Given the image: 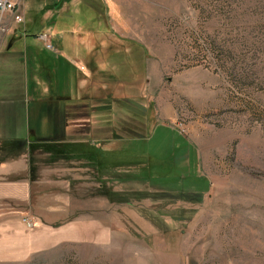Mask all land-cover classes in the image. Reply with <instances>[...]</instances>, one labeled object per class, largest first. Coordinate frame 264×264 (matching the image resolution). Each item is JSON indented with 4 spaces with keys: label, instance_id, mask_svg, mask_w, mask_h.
<instances>
[{
    "label": "rangeland",
    "instance_id": "374dc122",
    "mask_svg": "<svg viewBox=\"0 0 264 264\" xmlns=\"http://www.w3.org/2000/svg\"><path fill=\"white\" fill-rule=\"evenodd\" d=\"M55 1L23 8L44 19ZM99 1L60 16L100 14L140 45L145 130L126 129L133 92L111 82L116 166L98 182L30 119L35 143L0 155L27 176L0 199V264H264V0Z\"/></svg>",
    "mask_w": 264,
    "mask_h": 264
},
{
    "label": "crops",
    "instance_id": "0c3cea01",
    "mask_svg": "<svg viewBox=\"0 0 264 264\" xmlns=\"http://www.w3.org/2000/svg\"><path fill=\"white\" fill-rule=\"evenodd\" d=\"M72 1L46 3L43 7L48 14L42 15L44 19L39 15L40 8L31 6L24 10V2L19 7L23 21L16 23L5 15L7 29L0 32V145L6 140L22 139L65 148L60 152H74L76 159L90 164L91 174L100 182V172L107 170L108 173L109 168L116 166L114 149L108 143L109 138H118L113 136L111 126L114 116L111 115V82L117 87L122 83L133 92L128 97L131 110L124 113L126 129L135 125L138 132L145 130L142 100L138 99L142 71L137 76L132 69L136 64L142 68L145 57L142 59L138 43L124 44L117 40L100 21V14L87 16L90 29L81 28L83 18H76L77 14L68 13L74 19L62 21L60 13L70 11ZM92 1L85 0L87 9ZM49 25L51 33L48 34ZM39 35L60 49L46 50ZM118 61L125 65V71L110 72L108 66L115 70L120 67ZM122 107L118 106V110ZM30 119L32 123H39L42 141H32L37 136L27 130ZM2 149L0 146L1 156ZM15 151L19 150L12 149ZM24 171L26 168L22 170L17 164H4L0 160V199L22 196L21 180L27 177Z\"/></svg>",
    "mask_w": 264,
    "mask_h": 264
},
{
    "label": "built area",
    "instance_id": "2783aa9c",
    "mask_svg": "<svg viewBox=\"0 0 264 264\" xmlns=\"http://www.w3.org/2000/svg\"><path fill=\"white\" fill-rule=\"evenodd\" d=\"M22 0H0V32H3L7 29L5 27V15L9 16V19L13 22H21L23 21V16L20 15L19 7H21ZM39 38L44 44V48L52 49L53 46L50 43L49 39L43 35H39ZM25 219H23L24 221Z\"/></svg>",
    "mask_w": 264,
    "mask_h": 264
},
{
    "label": "trees",
    "instance_id": "16d2710c",
    "mask_svg": "<svg viewBox=\"0 0 264 264\" xmlns=\"http://www.w3.org/2000/svg\"><path fill=\"white\" fill-rule=\"evenodd\" d=\"M25 144V141L20 139V140H6L3 141L1 143V147L2 148H10V149H16V150H20L21 148H23Z\"/></svg>",
    "mask_w": 264,
    "mask_h": 264
}]
</instances>
